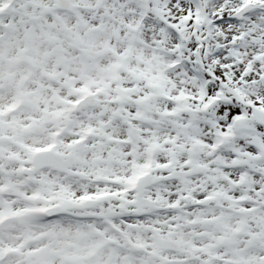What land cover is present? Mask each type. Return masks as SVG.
I'll return each instance as SVG.
<instances>
[{
    "label": "snow or ice",
    "instance_id": "snow-or-ice-1",
    "mask_svg": "<svg viewBox=\"0 0 264 264\" xmlns=\"http://www.w3.org/2000/svg\"><path fill=\"white\" fill-rule=\"evenodd\" d=\"M0 264H264V0H0Z\"/></svg>",
    "mask_w": 264,
    "mask_h": 264
}]
</instances>
